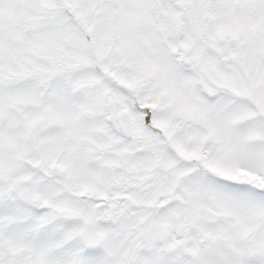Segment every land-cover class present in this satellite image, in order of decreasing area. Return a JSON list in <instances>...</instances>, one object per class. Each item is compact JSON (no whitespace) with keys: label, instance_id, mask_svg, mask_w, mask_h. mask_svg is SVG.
Masks as SVG:
<instances>
[{"label":"snow or ice","instance_id":"snow-or-ice-1","mask_svg":"<svg viewBox=\"0 0 264 264\" xmlns=\"http://www.w3.org/2000/svg\"><path fill=\"white\" fill-rule=\"evenodd\" d=\"M0 264H264V0H0Z\"/></svg>","mask_w":264,"mask_h":264}]
</instances>
